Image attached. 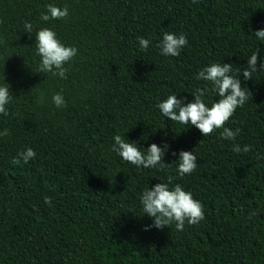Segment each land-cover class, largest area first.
Listing matches in <instances>:
<instances>
[{"label":"trees","instance_id":"trees-1","mask_svg":"<svg viewBox=\"0 0 264 264\" xmlns=\"http://www.w3.org/2000/svg\"><path fill=\"white\" fill-rule=\"evenodd\" d=\"M48 4L67 6L68 17L41 21ZM41 28L78 50L64 79L39 72ZM260 29L264 0H0V85L13 95L0 114V264H264ZM165 32L186 36L179 56L161 54ZM257 49L258 70L245 80ZM212 63H231L251 93L225 124L240 130L234 141L220 137L223 129L202 137L157 108L169 95L191 102L197 88L209 89L211 107L217 93L195 77ZM56 93L66 107L54 105ZM115 135L141 151L166 144V166L124 161L112 151ZM234 144L252 147L235 153ZM27 148L36 157L13 163ZM180 151L197 157L190 175L178 174ZM169 179L203 204L205 218L183 231L175 223L146 231L152 218L140 196Z\"/></svg>","mask_w":264,"mask_h":264},{"label":"clouds","instance_id":"clouds-1","mask_svg":"<svg viewBox=\"0 0 264 264\" xmlns=\"http://www.w3.org/2000/svg\"><path fill=\"white\" fill-rule=\"evenodd\" d=\"M195 3L196 0H193ZM68 17V8L54 6L48 4L46 13H41V21L66 19ZM26 33L33 31V24L26 22L24 24ZM255 37L264 41V29L257 30ZM141 50H147L150 41L138 37ZM36 51L40 57L39 72L51 73L62 79L66 78L67 68L65 65L70 62L78 53L76 47L65 46L57 38L56 33L50 28H41L36 32ZM188 43L184 34H175L165 32L160 42L161 54L164 56L177 57L180 55L181 49ZM259 49L254 51L247 59V67L241 72L245 80L253 78V73L258 70ZM259 68H264V61H259ZM231 63H212L202 68L196 75L197 80L210 82L212 90L219 97L217 102L212 103L211 107L204 102L205 93L209 91L207 88H197L192 94L194 100L184 103L181 99H177L176 95H169L166 100L157 104V108L162 115L170 121L178 122L183 125L195 126L202 137L211 135L217 129H223L220 137L225 140L234 141L239 134V129L233 131L225 127V124L234 115L235 110L243 107L251 97L248 89L241 86L238 76L232 75ZM13 100L10 92V86L7 83L0 85V114L8 115L7 105ZM52 101L57 108L66 107V102L61 93H56L52 97ZM8 135L5 129L2 133ZM114 144L112 151L116 152L124 161L143 167L144 169L163 168L166 164L163 157L168 150V146L160 147L157 144H150L147 150L141 151L135 142H129L125 136L115 135L113 137ZM251 145H245L241 148L234 144L232 151L235 153H247L251 150ZM175 155V153H173ZM20 159H13V163L19 164L21 159L24 163L36 157V152L32 148L18 153ZM178 174L180 176L190 175L197 168V157L192 151H180L178 155ZM171 179L168 183H157L151 189L146 188L140 196V202L143 206L144 214L152 218V224L145 227L149 230L152 227L156 229H164L175 223L177 231H183L185 223L188 225H196L204 220L203 204L195 200L190 192L183 190L182 186L176 184L169 188ZM51 197H45V204H51Z\"/></svg>","mask_w":264,"mask_h":264}]
</instances>
